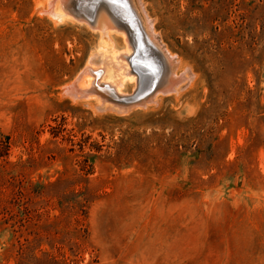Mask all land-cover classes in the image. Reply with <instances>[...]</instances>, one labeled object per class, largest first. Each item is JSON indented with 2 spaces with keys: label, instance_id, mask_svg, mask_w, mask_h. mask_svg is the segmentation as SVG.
Returning <instances> with one entry per match:
<instances>
[{
  "label": "rangeland",
  "instance_id": "obj_1",
  "mask_svg": "<svg viewBox=\"0 0 264 264\" xmlns=\"http://www.w3.org/2000/svg\"><path fill=\"white\" fill-rule=\"evenodd\" d=\"M133 1L180 81L124 109L65 91L98 32L0 0V264H264V0Z\"/></svg>",
  "mask_w": 264,
  "mask_h": 264
},
{
  "label": "bare ground",
  "instance_id": "obj_2",
  "mask_svg": "<svg viewBox=\"0 0 264 264\" xmlns=\"http://www.w3.org/2000/svg\"><path fill=\"white\" fill-rule=\"evenodd\" d=\"M84 2L85 0H59V3L57 4L56 0H48V10L51 18L56 21L62 22L65 19H70L73 21L74 19L83 21L92 30L98 32L101 40H103L102 43L100 42L101 44L97 47V50L95 49L96 51H93V53L89 57L87 64L84 66L85 68L80 73V75L77 76L74 81L65 86V91L72 99H75V101L76 99L85 100L95 98L100 106H103L105 101H108L110 103L117 101V104H119L120 100L123 97V86L128 81H134L138 73L132 65L133 61L128 55L129 51L127 47L123 49H116L111 45L112 43H109V41L111 42L110 37L114 32L122 33L124 35V38L126 39L127 37H125L124 31L128 30L130 31V33H132V31L129 30L127 24L121 21V17L115 12V10L109 4L103 1H99V4L95 6L94 23L89 24L84 16H92L89 15L88 10H85L86 8ZM128 3L139 22V26H141L140 31L144 39L145 36H147L146 38H148V40L153 43V46L151 47L152 49L147 44L149 46V49L152 50V53L156 56V58H160V60L158 61H160L162 67V79L160 80L161 87L151 97H149V99L152 100L161 91H175L177 89L176 85H178L180 78L173 77V56H169L167 54L168 51L165 49V52V50L158 45L155 40V36L152 34V32H150V26H146L143 23V18L140 17L134 1L128 0ZM75 13H81L83 16H78V14L76 16ZM132 37L133 41L135 42L134 36ZM94 63H96V65H98L99 63L102 65L95 67L96 65H93ZM165 63L166 68L164 69ZM144 65V68L148 67L152 71H154L155 69V67L151 63H145ZM140 68V78L146 77V74L142 73L143 65H141ZM149 69L147 70L150 71ZM99 85H106V87L102 90ZM101 93L105 95L102 99L98 98V95H94ZM126 97L128 96H125L124 98ZM110 106L114 107L115 105Z\"/></svg>",
  "mask_w": 264,
  "mask_h": 264
},
{
  "label": "water",
  "instance_id": "obj_3",
  "mask_svg": "<svg viewBox=\"0 0 264 264\" xmlns=\"http://www.w3.org/2000/svg\"><path fill=\"white\" fill-rule=\"evenodd\" d=\"M99 1L106 2L109 4L115 12L121 17V21L127 24L130 31L127 34L134 36L135 38V55L136 60L132 62V65L135 70H137L138 78L135 89L130 94V97L122 98L117 104V101L111 102L113 105L118 106L119 108H129L133 105H143L147 101H149V97H151L160 87H161V79H162V67L160 64V58H156V56L152 53V50L149 49L146 40L144 39L139 26V22L131 10V7L128 3V0H85V10L89 11V15L92 17L84 18L89 22V24L94 23V10L95 6L99 4ZM76 16H83L81 13H75ZM129 35V36H130ZM131 38V37H130ZM132 41V39H131ZM134 41H132L133 43ZM145 63H151L155 67L154 71L150 70L148 67L144 68ZM141 65H143V74H146V77L140 78L139 70L141 69ZM149 69L150 71H148ZM161 92H169V91H161ZM116 102V103H115Z\"/></svg>",
  "mask_w": 264,
  "mask_h": 264
}]
</instances>
